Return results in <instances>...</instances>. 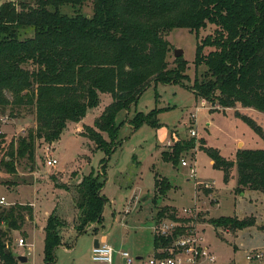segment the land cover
I'll return each instance as SVG.
<instances>
[{"label":"trees","instance_id":"trees-1","mask_svg":"<svg viewBox=\"0 0 264 264\" xmlns=\"http://www.w3.org/2000/svg\"><path fill=\"white\" fill-rule=\"evenodd\" d=\"M86 2L92 5L90 17L79 11ZM67 7L72 14L63 11ZM23 28H32L33 35L20 38ZM174 29H187L196 37L193 65L205 67L191 87L196 97L211 103L212 110L239 106L264 114V0H21L18 8L13 2L1 4L0 116L6 111L18 118L30 114L35 129L10 144L7 160H0V168L14 174L16 164L26 160L32 172L37 141L53 146L67 123H80L89 110L98 106L99 93L109 94L111 103L94 119L93 126L82 125L76 134L110 155L115 146L109 144L118 135L115 119L119 111L135 105L151 84H183L187 79V62L182 57L175 58L172 68L166 61L168 43L163 35ZM207 29L209 33L200 39V31ZM156 113L153 110L146 117H134L133 130L144 123L158 128L156 120L148 119ZM234 117L264 143L260 125L237 111ZM3 139L0 133V145ZM181 145L187 143L175 144L171 154L161 153V159L177 164ZM186 148L193 146L189 142ZM198 150L222 172L224 183L229 182L235 169L236 190L264 195V149H239L234 161L226 160L203 140H199ZM157 177L154 191L163 194L170 185ZM103 178L90 173L74 184L72 204L79 212L75 227L78 234L102 222L107 200L97 193L105 186ZM166 211H159L157 217L176 219L174 211ZM32 217L28 203L0 208V262L16 264L17 257L15 260L5 250L6 244L11 232L18 231ZM210 223L237 230L255 225L251 218H219ZM61 225L64 221L55 212L47 217L45 264L54 263V251L61 244L57 234ZM260 230L264 232V225ZM170 240L153 236L154 251Z\"/></svg>","mask_w":264,"mask_h":264},{"label":"rangeland","instance_id":"rangeland-1","mask_svg":"<svg viewBox=\"0 0 264 264\" xmlns=\"http://www.w3.org/2000/svg\"><path fill=\"white\" fill-rule=\"evenodd\" d=\"M20 1L0 0V5L13 2L18 8ZM63 11L73 13L70 7ZM79 11L85 16H92L91 3H84ZM209 31H200L199 38H204ZM32 35V28L20 30V38ZM163 39L168 43L166 61L169 68L174 65L173 51H183L187 79H183L184 85L151 84L135 105L119 111L115 119L118 135L114 145L109 144V147L115 146L110 155H105L92 142L77 135L78 124L67 123L53 147L37 141L32 172L26 160L16 164L14 174L0 168V198L3 197L6 202L0 208H7L13 202L34 203L35 220L33 216L18 231L11 232V240L5 247L15 260L16 257L26 256V264H45L44 228L52 212L64 221V225L57 229L62 246L55 249L52 264H94L91 248L94 240L101 242L103 236H107L108 244L116 251L124 250L133 257L141 255L147 259L152 255L150 230L153 223L171 220L157 217L158 212L165 209L174 211L176 219L172 220L184 230L192 229L198 233L217 264H257L249 263L246 256L257 252L264 255V232L260 230V226L264 225V195L248 189L236 190L235 169L229 182L224 183L222 172L214 169L209 157L198 150L199 140H203L207 147L218 150L226 160L234 161L236 151L243 148L241 143L237 146L238 142H244V149L252 150L264 149V143L247 125L234 120V112H243L241 107L230 109V117L220 107L212 110L211 103L193 93L191 87L195 77L200 78L205 71L204 66L195 68L193 65L195 34L187 29H174L163 35ZM98 96V106L89 110L82 119L84 125L93 126V120L112 101L109 94L99 93ZM201 101H205L206 105H201ZM153 110L157 113L148 119L156 120L158 128L144 123L133 130V118L146 117ZM259 121L264 128V116ZM162 127L168 131H163ZM190 128L196 131L195 137H190ZM34 129V117L30 114L18 118L9 116L6 111L0 116V133L4 136L0 145V160H7L6 152L11 143L16 144L19 138L26 137ZM101 136L109 142L106 134L101 133ZM184 142L186 146L190 142L193 148L181 145L177 164L161 159V153L171 154L175 144ZM51 158L57 164L47 167L46 161ZM181 160L194 166L195 178L190 175L189 167L181 166ZM90 173L99 175L100 180L104 175L109 201L104 205L102 222L98 224L97 231L78 234L75 227L79 223V212L72 204L73 180ZM154 176L168 181L170 188L163 194L154 191ZM18 185L21 187L17 188ZM145 197L147 199L142 201ZM184 209L191 210V214L183 215L181 212ZM219 218H251L255 225L240 230L229 226L214 227L210 220ZM34 222V229L28 235ZM92 228H96L94 224L88 226L89 230ZM18 239H24L26 245L18 246ZM0 264L6 262L1 261ZM16 264L20 263L16 260Z\"/></svg>","mask_w":264,"mask_h":264},{"label":"built area","instance_id":"built-area-1","mask_svg":"<svg viewBox=\"0 0 264 264\" xmlns=\"http://www.w3.org/2000/svg\"><path fill=\"white\" fill-rule=\"evenodd\" d=\"M201 105H206L205 101ZM193 118V117H192ZM194 119V118H193ZM190 137H195L196 132L193 128L188 130ZM57 164L55 159L46 161L47 167H53ZM182 167H189L190 175L195 178L196 170L194 166L181 160ZM204 188L208 187L204 185ZM0 205H6L5 199L0 198ZM183 215L191 214V210L184 209ZM181 226L173 220L156 221L152 226V234L158 238L171 239L168 245L157 248L153 255L147 259L137 260L127 251H116L109 244L99 242L97 247L91 248V261L94 264H114L115 257L121 261V264H217L213 257L203 244V239L195 230H184L178 233L176 230ZM18 246H25L23 239H19ZM67 250V249H64ZM246 260L251 263L264 264V255L262 253H253L246 256ZM233 264V263H232Z\"/></svg>","mask_w":264,"mask_h":264},{"label":"crops","instance_id":"crops-1","mask_svg":"<svg viewBox=\"0 0 264 264\" xmlns=\"http://www.w3.org/2000/svg\"><path fill=\"white\" fill-rule=\"evenodd\" d=\"M202 102H204V101H201V103ZM242 110H243V112H241L240 114H242V115H245V116H248V117H250L251 119H253L258 125H260L262 128H263V126H262V124H261V122L259 121L260 120V117L261 116H264V114H259V113H257V111H255V110H253V109H249V108H242ZM224 113H226L228 116H230L231 117V114L229 113V111H230V109H225V110H222ZM233 118V117H232ZM234 120H238V119H236V118H234ZM94 121V120H93ZM81 124V125H80ZM196 124V123H195ZM82 125H84L83 124V122L81 121L80 123H78V127L76 128V130H79L80 128L79 127H81ZM208 125H209V123H208ZM163 131H168L165 127H162L161 128ZM264 129V128H263ZM158 130H160V129H158ZM196 132V131H195ZM170 135V134H169ZM87 140V139H86ZM239 143H241L242 145H243V148L242 149H244V147H245V144H244V142H238L237 143V146L239 145ZM56 144V142L53 144V146ZM53 146H51V147H53ZM211 164H212V162H211ZM82 176H84V174H82V175H80L79 177H76L74 180H73V184H75V183H78V182H80V180H81V177ZM21 187V186H20ZM19 188V187H18ZM105 188H106V185L102 188V190H101V194L106 198V200H107V202L109 201V198L107 197V195H106V193H105ZM209 189H211V188H209ZM147 198L145 197V198H143L142 199V201H145ZM106 202V203H107ZM14 203V202H13ZM105 203V204H106ZM21 204H25V203H21ZM31 207H34V203H28ZM32 210H33V212H34V209L32 208ZM34 214H35V212L33 213V216H34ZM34 220H35V216H34ZM34 226H35V222H34V225H33V228L29 231V233H28V235L33 231V229H34ZM97 226L98 225H96L95 227H96V229H97ZM90 231V230H89ZM151 232H150V234H151V242H152V255H153V253H154V249H153V234H152V228H151V230H150ZM19 240V239H18ZM24 240V239H23ZM24 242H25V240H24ZM101 242H105V243H107L108 244V239H107V236H103L102 238H101ZM26 243V242H25ZM110 245V244H109ZM60 246H62L61 244H60ZM111 246V245H110ZM113 249H115L113 246H111ZM64 249H65V247H64ZM116 250V249H115ZM118 250V249H117ZM151 255V256H152ZM137 257L136 258H140V259H144L143 257H141V255H136ZM150 256V257H151ZM149 258V257H148ZM27 261H28V258H27ZM115 264H121V261H120V259L118 258V256H116L115 257ZM138 264V263H137Z\"/></svg>","mask_w":264,"mask_h":264},{"label":"water","instance_id":"water-1","mask_svg":"<svg viewBox=\"0 0 264 264\" xmlns=\"http://www.w3.org/2000/svg\"><path fill=\"white\" fill-rule=\"evenodd\" d=\"M182 54H183V51L181 49H176V50L173 51V57L174 58L182 57ZM100 193H101V190L97 194L100 195ZM104 205H105V201H104ZM94 226H96L95 223H94ZM98 244H99V241L97 239H95L94 242H93V247H97ZM136 259L140 260V258H136ZM17 261L20 264H26L27 263V257L26 256H19V257H17Z\"/></svg>","mask_w":264,"mask_h":264}]
</instances>
